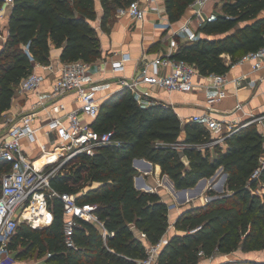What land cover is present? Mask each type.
<instances>
[{
    "label": "trees",
    "instance_id": "16d2710c",
    "mask_svg": "<svg viewBox=\"0 0 264 264\" xmlns=\"http://www.w3.org/2000/svg\"><path fill=\"white\" fill-rule=\"evenodd\" d=\"M100 1L101 26L106 28L117 8L134 0ZM192 2L165 0L171 22L179 21ZM221 6L222 12L206 18L196 39L178 37L179 47L173 54L194 64L203 75L227 72L233 62L264 45V0H224ZM98 18L97 0H14L0 49V120L11 107L19 82L34 69L25 45L40 62L50 61L51 41L62 48L63 61L91 62L102 54L95 25ZM92 125L101 132L113 130L121 143L79 154L52 177L51 186L60 192L79 193L86 182H98L78 200L97 205L95 212L109 233L104 235L100 222L78 217L75 246H68L64 204L54 196V221L42 228L20 223L10 243L12 250L22 255L37 248L38 257L45 258L39 264H138L148 255L150 245L167 238L159 264H199L203 257L218 252L264 249V129L258 122L240 127L225 144H215L212 152V132L203 123L183 122L164 102L143 106L133 90L124 86L103 100ZM136 157L159 164L179 199L190 197V191L178 189L194 187L221 167L228 173L227 192L217 195L210 190L212 197L206 203L188 206L175 222L182 233L167 237L171 203L158 191L135 186ZM9 166L0 158V187ZM143 166L144 161L139 167ZM218 264L264 262L237 259Z\"/></svg>",
    "mask_w": 264,
    "mask_h": 264
},
{
    "label": "built area",
    "instance_id": "2783aa9c",
    "mask_svg": "<svg viewBox=\"0 0 264 264\" xmlns=\"http://www.w3.org/2000/svg\"><path fill=\"white\" fill-rule=\"evenodd\" d=\"M2 1L7 4L14 3V0ZM223 1L193 0L190 4L192 8L190 20L181 23L175 30L173 22L164 19L166 11L156 0H151L149 5H141L138 0H134L124 7V10L137 20L145 19L149 11L156 12L159 17L154 21V25L159 29L172 31V35L167 52L153 58L145 56L142 66L134 76L120 77L118 82L122 87H130L135 99L143 106L155 101L151 92L153 87L170 92H191L199 87L204 88L206 104L203 111L194 114L191 119L203 123L211 132H218L209 142V146L225 144L228 136L240 127L257 120L264 129L263 116L239 120L231 117V112L223 113L217 108V103L228 93L226 85L233 81L236 86H241L245 74L230 80L228 71L211 73L206 75L208 83L196 82L195 77L201 74L198 68L184 59L173 56L179 47L180 34H185V40L196 39L198 29L207 18V6L210 3L221 4ZM193 20L196 26L192 24ZM25 48L34 62V69L22 78L17 89L23 94H37L38 98L19 116L0 120V158L10 164L2 176L0 187V264H16V253L10 248V243L20 223L27 222L34 228H42L54 221L55 213L51 206V199L54 196H59L64 204V232L68 246H75L73 235L78 217L100 222L106 236L109 231L98 219L95 212L97 205L79 201L78 193L54 189L51 186V179L59 167L75 159L79 154L83 152L92 154L103 144L121 143L120 138L114 137L113 130L101 132L92 125L100 113L103 100L99 94L101 84L90 74L88 62L79 59L61 60L58 64L51 61L44 63L35 59L29 51L28 44ZM130 58L128 52H123L121 58L112 62L113 70L122 72ZM246 60L251 61L253 69L264 67V45L246 53L233 62L231 67ZM37 67L58 73L47 94L40 91L46 75ZM242 108L243 104L239 102L235 110ZM41 111H45L44 118ZM24 141L32 144L34 149L32 153L25 148ZM47 152L54 154L53 159L45 164H39L37 160ZM260 170L258 168L254 176H257ZM166 241L167 238H163L159 243L150 245L148 255L139 259L138 264H159L158 257Z\"/></svg>",
    "mask_w": 264,
    "mask_h": 264
},
{
    "label": "crops",
    "instance_id": "0c3cea01",
    "mask_svg": "<svg viewBox=\"0 0 264 264\" xmlns=\"http://www.w3.org/2000/svg\"><path fill=\"white\" fill-rule=\"evenodd\" d=\"M138 1L141 5H149L151 2V0ZM156 2L166 11L164 13V19H169L165 0H156ZM12 5L13 4L3 3L0 6V23L2 25L1 28H3L0 32V49L2 48L8 34V23ZM97 9L99 12V18L95 22V25L99 30L102 54L88 63L90 64V74H92L93 78L98 80L101 84L99 94L102 96L103 100L122 88L121 83L118 82L120 77H132L138 72L143 64L145 56L153 58L167 52L170 47L169 39L172 35V31H165L154 25V21L159 17L154 11H149L145 19L137 20L124 10V8H117L114 15L109 20L107 27L102 28L101 16L103 13V7L100 0H97ZM214 11H216V13L222 12L221 4L210 3L206 8L207 17L213 15ZM191 16L192 8L189 6L181 19L173 23V30L177 29L181 23L189 21ZM192 24L196 26L195 20L192 21ZM179 38L185 40V34H180ZM123 52H128L131 58L128 60L126 68L122 72H116L112 68V62L121 58ZM61 53L62 48L58 47L53 41H51L50 61L55 64L60 63L62 60ZM227 58H230L229 55H227ZM37 69L44 72L46 75L40 91L41 93L47 94L51 89L52 81L58 73L56 71L45 70L42 67H37ZM227 74L230 80L241 74H245L246 77H244L241 86H236L233 81H230L226 85L228 93L217 103L218 110L223 113L231 112L230 116L239 120H246L252 114L264 111V67L253 69L251 61L246 60L231 67ZM195 80L196 82L201 83L209 82L208 77L202 74H198L195 77ZM151 92L155 101L171 105L183 122L191 120L194 114L201 113L206 104V92L202 87L191 92H170L163 88L153 87ZM37 98V94H23L16 89L12 105L5 111L1 119L19 116L21 113L27 111ZM239 102H242L243 108L235 110V107ZM41 115L44 118L45 111H41ZM24 145L30 153L34 151L32 144L28 141H24ZM46 159L48 158H42L41 156L38 161H41L40 164H45L46 162L44 163L43 161ZM144 162H146V166H143L142 169L139 167L141 163L140 161L136 167L138 173L134 176L135 186L142 190L157 191L158 177L162 175L165 179L167 174H162V169L159 164H154L152 162L148 163L147 160H144ZM218 172L219 171H217L216 174H218ZM227 177L228 175L224 176L223 174L225 182L227 181ZM98 184V182H95L92 187L97 186ZM177 217L174 219L172 226L170 225V229L166 235L167 237L175 232L182 233V230L177 229L175 226ZM230 255H236V259L263 260L264 250L261 254H248L241 249L239 254L235 252L226 253L222 256L223 259L220 260L230 259L228 257ZM214 256L213 258L203 257L199 264H217V262H219L217 261L218 259H214L218 257L214 258ZM38 260L42 261L40 258Z\"/></svg>",
    "mask_w": 264,
    "mask_h": 264
},
{
    "label": "rangeland",
    "instance_id": "374dc122",
    "mask_svg": "<svg viewBox=\"0 0 264 264\" xmlns=\"http://www.w3.org/2000/svg\"><path fill=\"white\" fill-rule=\"evenodd\" d=\"M214 13H216V11H214ZM1 27H2V25L0 23V28ZM2 29L3 28L0 29V32L2 31ZM261 116H263V118H264V111L256 112V113L252 114L248 118H256V117H261ZM257 121H255V122H257ZM217 133H218L217 131H213L212 132V139H213L214 136H216L215 134H217ZM210 149L213 150L212 152H214V150H215L214 145H210ZM53 157H54V154L48 153V152L44 153L42 155V158H50L51 160L53 159ZM50 161H47V162H50ZM60 169H61V167H59L57 169V172H59ZM219 170H218L219 171L218 174H216V176L211 178V180H210V178H208L206 184L202 187V189L197 191L195 196H193L192 198L191 197H188V198L187 197H183V198H180V199L177 198L176 195L174 194V192L169 187L168 178L166 177L164 179V177L162 175H160L158 177V180H157L158 181L157 182L158 183V190L157 191L161 195L165 196V198L171 203V209H170L171 210V212H170V221H171L170 225L171 226L174 223V219L179 215L178 213L181 212L183 209L187 208L188 206L195 205V203H197V204L203 203V202L206 203L212 197L211 194H210V190L214 191L217 195L227 192V185H226L227 181L225 182V179H223V174H224L223 171L224 170L223 169L222 170L219 169ZM217 182H222V183L220 185H218ZM93 185H94V183L86 182L85 185H84V188H82V190L79 191L78 194L83 193V191H86L87 189H89ZM18 248L21 249L22 248L21 245H18ZM241 249L242 248H239V249H237L236 251H233V252L239 254L241 252ZM263 250L245 251V253H248V254L249 253H253V254L259 253V254H261L263 252ZM15 253H16V264H27V263L28 264L29 263H31V264H39V263H42V261L38 260L39 257H38V249L37 248H35L31 252H29L28 254L19 255L18 251H16V250H15ZM223 255H224V253H220V252L216 253L214 258L215 257H218V258H215L214 260L218 259L217 261H219V262L216 261L217 264L218 263H222V262H233V261L237 260L236 259V257H237L236 255L228 256L230 259L220 260V259H223L222 258ZM212 258H213V256H212ZM259 261L264 262V259L263 260H259Z\"/></svg>",
    "mask_w": 264,
    "mask_h": 264
},
{
    "label": "water",
    "instance_id": "95a60500",
    "mask_svg": "<svg viewBox=\"0 0 264 264\" xmlns=\"http://www.w3.org/2000/svg\"><path fill=\"white\" fill-rule=\"evenodd\" d=\"M144 160H147L148 163L151 162L150 160H148V159H146V158H143V157H136V158H134V160H133V164H134L135 167H137L138 162H139V161L143 162ZM220 169H222V167H221ZM216 173H217V172H216ZM216 173H215V174H216ZM223 173H224V176H227V175H228V173H227L226 171H224ZM215 174H214L211 178H213V177L215 176ZM207 180H208V178H202V179H201V180H200V181H199L194 187L182 188V189H178V190L182 191V190L187 189L188 191H190V197L192 198L193 196H195V194L197 193V191H199L200 189H202V187L206 184ZM147 191H149V190H147ZM185 209H186V208H185ZM185 209H183L180 213H182ZM180 213H179V214H180Z\"/></svg>",
    "mask_w": 264,
    "mask_h": 264
},
{
    "label": "bare ground",
    "instance_id": "6f19581e",
    "mask_svg": "<svg viewBox=\"0 0 264 264\" xmlns=\"http://www.w3.org/2000/svg\"><path fill=\"white\" fill-rule=\"evenodd\" d=\"M47 160H51V159H50V158H48V159H46V160H45V161H43V162L45 163V162H47ZM37 162L40 164V162H41V161L39 162V161L37 160ZM219 171H220V170H219ZM210 180H211V178H210Z\"/></svg>",
    "mask_w": 264,
    "mask_h": 264
}]
</instances>
